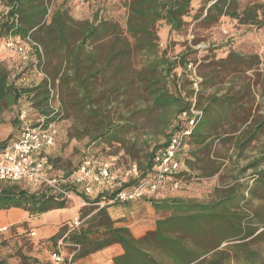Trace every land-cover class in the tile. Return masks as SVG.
I'll return each mask as SVG.
<instances>
[{
    "label": "trees",
    "instance_id": "obj_1",
    "mask_svg": "<svg viewBox=\"0 0 264 264\" xmlns=\"http://www.w3.org/2000/svg\"><path fill=\"white\" fill-rule=\"evenodd\" d=\"M46 1L0 0V39L30 35L41 48L44 59L53 63L47 75L60 97L59 108L55 112L49 109V93L44 82L20 88L0 66V124L5 111L28 97L37 116L45 117L46 125L60 121L72 111L75 118L79 116L81 124L92 127L91 133L85 129L90 142L99 140L107 145L125 146L123 134L137 128L139 119L154 112L174 114V131L161 146L144 155V164H136V174L128 177L121 188L151 174L169 136L179 130L180 115L190 110V99L194 96L201 115L185 142L188 150L197 147L204 152L208 140L230 126L227 113L235 116L241 111L242 117L235 121L239 126H248L238 130L240 149L248 147L263 133L264 117H252L246 103L253 100L254 87L259 81L264 97V69L255 74L253 82L243 81L247 72L259 70L261 61L257 55L229 51L221 59H204L208 71L201 75V90L195 93L191 87L184 91V83L174 71L178 67L186 68L188 56L197 53L192 49L197 44L173 59L168 57L167 49L158 48L159 24L168 27L169 34L180 33L186 26L184 19L191 12L192 3L197 0H123V26L97 13L90 20L75 21L64 4L55 7L45 23ZM198 1L200 8L193 19L200 20V25H214L226 18L241 26L264 30V0L244 7L237 0ZM137 56L143 58L140 68L133 65ZM226 78L229 88L224 94L204 96L205 88L221 84ZM237 80L241 81L240 85ZM234 87L237 89L231 93ZM16 123L20 126L18 120ZM231 126L236 130L235 125ZM9 140H0V149L10 145ZM125 150L135 159L130 147ZM263 163L264 152L241 171L258 170ZM189 164L185 158V165L190 167ZM207 170L204 175L209 177L217 168L209 166ZM254 176L251 184L239 182L236 177L231 185L217 190L215 198L206 202L180 198L145 200L159 217L154 229L140 238L133 237L128 228L116 226L121 221L113 220L107 211L116 204L102 208L94 205L107 202L111 195L102 193L90 201L79 185L65 186L66 192L82 198L88 205L80 210L79 228L64 239L72 251L71 262L118 245L122 253L112 258V264H264L261 254L253 248L254 244L264 242V170L256 171ZM9 184L0 187V211L19 209L30 216H39L67 206L68 199L50 189L29 192ZM66 231L67 226L61 227L48 241L57 243ZM0 264L4 261L0 260ZM19 264L52 263L20 255Z\"/></svg>",
    "mask_w": 264,
    "mask_h": 264
},
{
    "label": "rangeland",
    "instance_id": "obj_2",
    "mask_svg": "<svg viewBox=\"0 0 264 264\" xmlns=\"http://www.w3.org/2000/svg\"><path fill=\"white\" fill-rule=\"evenodd\" d=\"M254 1L256 0H237L240 7H244ZM46 3L51 12H53L55 7L64 4L70 17L75 21L90 20L95 13L101 18L117 22L120 26H123L125 20L123 0H92V2L83 4H80L76 0H47ZM199 8L200 1H194L191 5V12L184 19L186 26L180 33L169 34L168 27L164 24H159L157 27L158 48L160 50L167 49L168 57L171 59L185 53L186 49L191 47V45L197 44L192 47L197 53L189 55L187 59L188 63H192L195 66V73L182 67H178L174 71L176 76L180 78V82L184 83V91L186 92L190 87L192 88L194 81L198 82V91H200L201 87L199 83L201 82V75L208 71L205 68V64L208 62H203V60L211 58L216 60L221 59L229 51L247 56L257 55L260 58L261 66L259 70L247 72L244 76L245 79H243L245 82L249 79L253 82L255 74L264 69V30L241 26L235 21L226 18H222L219 23L214 25H200V20L193 19ZM207 49H210V51L206 52ZM29 50V59L22 61L19 57L4 49L3 40L0 39V66L9 72L10 79L20 88H31L38 85L42 81L39 75V68L47 75L53 66V63L48 59H44V56L43 60L39 61L34 49L30 46ZM142 61L143 58L137 56L133 61V65L140 68ZM41 65L42 67H40ZM228 79L226 78L221 84L205 88L202 91L204 96L214 94L220 96L224 94L226 89L229 88ZM240 82L238 81L237 83L240 85ZM259 83L260 81L254 87L253 100L246 103L247 111L251 110V115L254 118L258 116L264 117V97L261 96V84ZM236 89L234 87L231 93L236 91ZM59 99L60 97L54 94L53 104L56 109L59 108ZM26 102V100H21L20 105L24 106ZM14 107L1 115V141L10 138L9 142L12 143L19 135L20 126H17L18 124L16 123V120L19 121L17 118L18 110ZM227 114L230 126H225L218 135L210 138L207 149L204 152L197 147L194 150H186L183 158L189 159L190 167L185 165V168L191 174L182 180L179 190L164 193L158 199L180 198L206 202L215 198L217 190L231 185L236 177H238L237 181L239 182H249L251 184L256 171L264 170L263 163L258 167V170L245 169L244 172L241 171L247 164L264 152V130L248 147L240 149L239 141H241V138L239 137L241 136L238 130H242L248 126H239L238 122L235 121L236 118L242 117L241 111L234 114L235 116L231 113ZM37 115L36 111H34L30 112L29 116L35 120L38 117ZM231 125H235L236 130H233V126ZM54 126L56 132L54 145L47 149L45 153L51 165V171L48 172V176L55 180L58 185L65 188V186L73 185L70 182L71 176L76 172L75 170L78 166L83 163L82 161H89L91 163L113 162V172L117 176L118 181H121L122 184L125 183L122 182L125 179V173H127L132 165L138 163L144 164V155L165 142L167 135L176 126V120L174 119V114L170 112H154L149 117L139 119L137 128L130 129L127 133L123 134L125 146L119 144L107 145L101 143L99 140L90 142L89 136L86 134L92 132V127L86 123L81 124L79 116L75 118L72 111H68L66 116L54 123ZM85 129H87V133ZM225 139H228V141H225ZM128 147H130V152L134 154L135 159L126 153L127 150L125 148ZM189 152L191 153L189 154ZM209 166L212 169L217 168V171L214 175L206 177L204 172L208 171L207 167ZM203 168H206L205 171L202 170ZM4 185L11 184L0 182V187ZM16 185L29 192L40 190L39 186H34L27 182L17 183ZM79 188L82 189L81 186ZM101 191V188L91 185L90 194L84 193V196L93 201L99 196ZM82 201V198L76 196L68 199L66 208H75L76 210V214L73 217L78 216L80 218V210L88 206L83 205ZM113 207L116 208L117 204L109 206V209ZM117 208L121 209V207ZM72 219L65 221L61 227L70 224ZM6 220H8V216H6L5 212H2L0 214V221L6 222ZM36 229L38 228L36 227ZM36 238L37 236L33 238L29 237L28 229L20 233L13 230L1 236L0 260H3L4 264H19L20 255L29 256L33 251H37L39 254H51L57 250V243L51 244L48 241L49 239L38 241L35 246L33 240ZM253 248L261 254L264 260V242L254 244ZM60 251L67 258L72 252L66 243H64L63 247H60ZM93 255V257L102 255L101 258H97L98 260H102V264H112V257L104 255L103 251ZM107 256L108 258L106 259ZM77 264L89 263L81 262Z\"/></svg>",
    "mask_w": 264,
    "mask_h": 264
},
{
    "label": "built area",
    "instance_id": "obj_3",
    "mask_svg": "<svg viewBox=\"0 0 264 264\" xmlns=\"http://www.w3.org/2000/svg\"><path fill=\"white\" fill-rule=\"evenodd\" d=\"M76 1L80 4L92 2V0ZM51 14L52 12L47 8L45 23L49 21ZM3 46L7 52L16 55L22 61L29 59L30 46L34 49L35 55L39 56L38 60H43L41 48L32 41L30 35L24 38L8 36L3 40ZM186 69L195 73V66L192 63H188ZM39 75L42 78L41 82L46 84L49 93V109L55 112L57 110L53 104L55 92L51 80L41 71V68H39ZM192 89L195 93L198 91L197 81L192 84ZM21 100L27 101L24 106L20 105ZM190 102L192 103L190 110L180 115L179 130L169 136L165 149L158 157L157 163L147 178L132 186L121 188L123 184L118 181L113 172V162L91 163L85 161L71 176V184L81 186L85 194H90L91 185H94L101 188L100 194L107 193L111 195L107 202L94 204L99 208L105 205L128 204L140 200H156L164 193L179 190L182 180L191 174L185 168V158H183L187 150L185 142L191 137L197 119L201 115L200 110L196 108L195 96L190 99ZM14 108L18 110L17 118L20 123V131L16 141L0 149V182L12 184L27 182L62 194L66 199L73 198L72 194L66 192L64 187L58 185L55 180L48 176L51 165L45 153L47 149L54 145L56 135L54 123L46 125V119L43 116H38L35 120L31 119L30 112L35 110L28 97L21 98ZM136 170V165H132L125 173V179L122 182H126L128 177H133ZM82 204L87 205L83 201ZM81 223L80 218L75 216L72 222L67 225L66 233L57 242V250L49 255V261L52 264H72V255H69L68 258L64 257L60 247L64 246V239L67 235L77 230ZM13 230L12 226L0 227V237ZM34 236V231L29 230V237L33 238Z\"/></svg>",
    "mask_w": 264,
    "mask_h": 264
},
{
    "label": "crops",
    "instance_id": "obj_4",
    "mask_svg": "<svg viewBox=\"0 0 264 264\" xmlns=\"http://www.w3.org/2000/svg\"><path fill=\"white\" fill-rule=\"evenodd\" d=\"M117 207H121V209ZM117 207L107 210L110 217L113 220H120L121 222L116 225L128 228L135 238H140L145 233L152 231L155 226V221L159 217V215L155 213L153 208L146 203L145 200L128 204H118ZM2 212L6 213L8 220H6V222L0 221V227L12 226L18 233L24 232L25 229L33 230L35 237L37 236V238L33 240L35 246L38 241L46 240L54 236L58 232L59 227H61L65 221L72 219L74 214H76L75 208L53 210L39 216H30L26 212L19 209L1 210L0 214ZM36 227L38 229H36ZM34 250L36 249L34 248ZM121 253L122 250L118 245H113L103 250L104 255H110L112 258L120 255ZM49 255L50 254L48 253L39 254L37 251H33L29 256L44 262L49 260ZM93 256L94 255H90L84 259L76 260L73 264L81 262L89 264H102V260L97 259L101 258L102 255H97V257ZM107 258L108 256L106 259Z\"/></svg>",
    "mask_w": 264,
    "mask_h": 264
}]
</instances>
